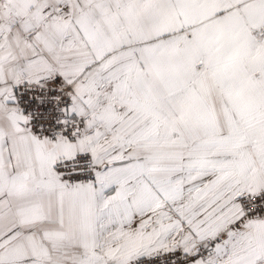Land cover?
Listing matches in <instances>:
<instances>
[{"label":"snow or ice","instance_id":"obj_1","mask_svg":"<svg viewBox=\"0 0 264 264\" xmlns=\"http://www.w3.org/2000/svg\"><path fill=\"white\" fill-rule=\"evenodd\" d=\"M0 264H264V0H0Z\"/></svg>","mask_w":264,"mask_h":264}]
</instances>
